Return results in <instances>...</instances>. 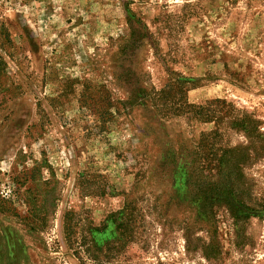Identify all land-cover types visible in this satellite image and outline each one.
<instances>
[{
	"label": "rangeland",
	"instance_id": "1",
	"mask_svg": "<svg viewBox=\"0 0 264 264\" xmlns=\"http://www.w3.org/2000/svg\"><path fill=\"white\" fill-rule=\"evenodd\" d=\"M234 113L264 133V0H0V264H264Z\"/></svg>",
	"mask_w": 264,
	"mask_h": 264
},
{
	"label": "trees",
	"instance_id": "2",
	"mask_svg": "<svg viewBox=\"0 0 264 264\" xmlns=\"http://www.w3.org/2000/svg\"><path fill=\"white\" fill-rule=\"evenodd\" d=\"M220 102L223 105H226L227 107H229V104L226 103L224 100L220 101V100H216L214 101V103ZM195 110L193 111L194 114L199 117H201L200 120L202 121H212L214 120L216 122V120L218 122L222 121V117L223 116H214L215 119H213L212 115H208L207 113L211 112V109L208 110L205 106H197L196 108H194ZM221 111V110H219ZM228 112V110H227ZM224 115H226V111L224 113ZM197 116V117H198ZM226 124L228 125V127H230L231 129H234L235 131L241 133L244 135V137L247 139L248 144L246 145H236L233 147H226V148H220L221 152H220V156L223 157V159H225V165L227 163L230 164V154L240 148H243V152L241 153V159L239 160V169H238V173L240 175V178H242V180H240V189L241 191L243 190V182H244V167L246 165H248L249 163H251V159L254 158L253 161L263 158L264 157V133L262 131L259 130L258 125L256 123V121L249 115L246 113L243 114H237L234 113V115H231L227 118L226 120ZM217 129L213 130V134L217 135ZM206 139V134H203L201 137V140ZM257 140V142H253L254 140ZM205 145L201 143V146ZM206 146V145H205ZM242 146V147H241ZM210 149H212L213 145H209ZM215 154V152H214ZM263 155V156H262ZM218 169V168H217ZM224 170H227L226 167H224ZM229 190H233L232 188L234 187H238L236 186L235 182L230 181L229 182ZM248 188V187H246ZM236 190V189H235ZM244 208L247 209H251V206H247L245 204H243ZM258 209H264V204H259L257 205ZM253 208V207H252Z\"/></svg>",
	"mask_w": 264,
	"mask_h": 264
}]
</instances>
